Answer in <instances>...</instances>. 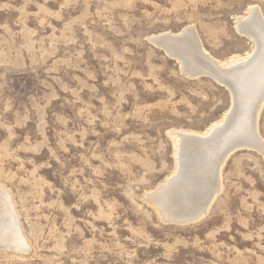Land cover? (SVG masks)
I'll list each match as a JSON object with an SVG mask.
<instances>
[{"label":"rangeland","instance_id":"1","mask_svg":"<svg viewBox=\"0 0 264 264\" xmlns=\"http://www.w3.org/2000/svg\"><path fill=\"white\" fill-rule=\"evenodd\" d=\"M254 8L264 19V0H0V187L30 248L0 246V264H264V147L229 153L199 220L149 200L180 168L175 135L234 104L152 38L193 28L226 66L256 48L238 27ZM256 125L264 144V104Z\"/></svg>","mask_w":264,"mask_h":264},{"label":"bare ground","instance_id":"2","mask_svg":"<svg viewBox=\"0 0 264 264\" xmlns=\"http://www.w3.org/2000/svg\"><path fill=\"white\" fill-rule=\"evenodd\" d=\"M238 22L241 34L252 38L256 48L248 57L226 66L202 48L193 28L176 35L164 33L152 38L159 47H165L172 57L180 59L194 72L192 75L209 74L231 88L234 98L233 107L224 120L204 136L183 132L175 135L180 152V168L166 184L149 196L167 221H196L206 214L220 193L223 164L235 148L263 150L264 144L256 124L264 104V19L254 8L250 10L249 17L241 18ZM193 55L202 58V64H194ZM170 196L179 200L178 212L172 211L177 205L167 209L166 199H170ZM20 228L12 198L0 187V246L7 245L25 254L29 252Z\"/></svg>","mask_w":264,"mask_h":264},{"label":"water","instance_id":"3","mask_svg":"<svg viewBox=\"0 0 264 264\" xmlns=\"http://www.w3.org/2000/svg\"><path fill=\"white\" fill-rule=\"evenodd\" d=\"M231 89V88H230ZM232 90V89H231ZM232 92H233V90H232ZM235 107H234V109H236L237 108V104H236V101H235V105H234ZM190 222H194V221H190Z\"/></svg>","mask_w":264,"mask_h":264}]
</instances>
